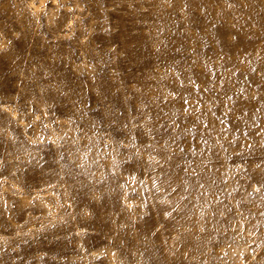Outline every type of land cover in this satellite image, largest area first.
I'll list each match as a JSON object with an SVG mask.
<instances>
[{
    "label": "clouds",
    "instance_id": "1",
    "mask_svg": "<svg viewBox=\"0 0 264 264\" xmlns=\"http://www.w3.org/2000/svg\"><path fill=\"white\" fill-rule=\"evenodd\" d=\"M0 264H264V0H0Z\"/></svg>",
    "mask_w": 264,
    "mask_h": 264
},
{
    "label": "rangeland",
    "instance_id": "2",
    "mask_svg": "<svg viewBox=\"0 0 264 264\" xmlns=\"http://www.w3.org/2000/svg\"><path fill=\"white\" fill-rule=\"evenodd\" d=\"M114 19H116V17H114Z\"/></svg>",
    "mask_w": 264,
    "mask_h": 264
}]
</instances>
